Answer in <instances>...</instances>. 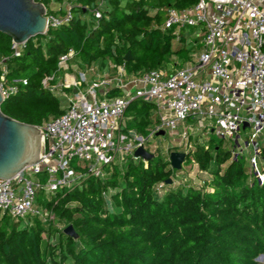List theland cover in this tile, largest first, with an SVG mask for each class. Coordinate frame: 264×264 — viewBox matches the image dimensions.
I'll list each match as a JSON object with an SVG mask.
<instances>
[{
  "label": "trees",
  "instance_id": "1",
  "mask_svg": "<svg viewBox=\"0 0 264 264\" xmlns=\"http://www.w3.org/2000/svg\"><path fill=\"white\" fill-rule=\"evenodd\" d=\"M34 1L47 15L68 10L71 19L31 38L19 56L11 38L0 33L5 84L26 81L3 100L0 111L24 124L39 127L65 112L63 101L41 81L57 72L59 56L70 49L82 70L123 66L135 76L184 67L200 48L195 29L175 33L164 27L168 10H186L198 0ZM52 2L58 11L50 8ZM127 53L130 59L124 61ZM124 120L125 132L146 137L157 123L154 103L131 100ZM233 147L209 138L187 150L184 162L206 175L199 187L190 180L174 183L179 169L157 149L147 160L137 155L114 165L104 180L87 178L50 201L37 200L54 213L55 224L0 212V264H260L255 259L264 255V182L250 172L249 157H234ZM257 163L264 174V151ZM68 226L76 238L64 233Z\"/></svg>",
  "mask_w": 264,
  "mask_h": 264
},
{
  "label": "built area",
  "instance_id": "2",
  "mask_svg": "<svg viewBox=\"0 0 264 264\" xmlns=\"http://www.w3.org/2000/svg\"><path fill=\"white\" fill-rule=\"evenodd\" d=\"M94 16L99 18V12ZM46 19L47 27L55 28L68 23L71 13L46 14ZM164 27L175 33L195 29L200 48L184 67L128 76L123 66L82 70L72 62L73 49L59 56L57 72L44 77L41 87L63 101L65 112L38 127L39 160L9 179L0 178L1 213L55 224L54 213L37 200L50 201L87 178L104 180L111 167L134 159L140 148L149 152L154 148L148 146L150 141L172 136L178 128L186 152L192 148L188 137L193 130L232 142L234 157L251 149L249 170L264 182L257 165L264 151V0H198L186 10H168ZM21 46L12 45L15 56ZM17 85L25 86L26 81L6 85L2 70L3 100L17 91ZM114 90L120 93L114 95ZM133 99L155 105L157 123L146 137L124 131V112ZM160 131L164 136L157 135Z\"/></svg>",
  "mask_w": 264,
  "mask_h": 264
},
{
  "label": "water",
  "instance_id": "3",
  "mask_svg": "<svg viewBox=\"0 0 264 264\" xmlns=\"http://www.w3.org/2000/svg\"><path fill=\"white\" fill-rule=\"evenodd\" d=\"M48 30L45 7L34 0H0V33L11 38L14 45H24L31 38L44 35ZM130 59L127 53L124 61ZM3 98L0 94V105ZM41 133L38 127L15 121L0 111V178L9 179L23 167L36 163L41 154ZM157 135L164 136L160 131ZM136 155L152 157L142 148ZM183 153L170 155L171 167L180 169ZM171 180H167L170 183ZM64 233L76 238L72 226Z\"/></svg>",
  "mask_w": 264,
  "mask_h": 264
},
{
  "label": "rangeland",
  "instance_id": "4",
  "mask_svg": "<svg viewBox=\"0 0 264 264\" xmlns=\"http://www.w3.org/2000/svg\"><path fill=\"white\" fill-rule=\"evenodd\" d=\"M50 8L52 10H57L60 8V6L54 2H52L50 4ZM192 60V59H190ZM72 69H76V66L72 63ZM179 130L180 128H178V130L174 133V135H169L167 134V136L164 137V139H154L152 141H150L148 144V146L154 147L151 148V150L145 151L146 153H149L150 155L154 156L156 155V150L160 149L161 153L168 156V160L171 163L170 160V155L172 153H183L186 154V151L184 150V144H180L179 140ZM242 135V140L240 141V145L241 147H244V141L246 140V137L243 135V131L240 132ZM209 138H216L214 135L210 134V135H206L205 133H203L202 131H192L191 135H190V144L191 147H193L196 143H200L201 145H205V143L207 142V140ZM224 141V140H223ZM224 144L229 148L231 147V145L233 146V143L230 141H224ZM235 152H238V150H236ZM243 154L246 157H249V155L251 154V149L247 148V149H243ZM185 157L183 158V160L180 162L179 166V172L176 175V177L174 179H172L174 181V183H178L179 181H183V180H190L191 183L195 186V187H199L201 185V180L204 179V177H206V175L204 173H201L198 171L197 165L196 164H186L184 162ZM255 261H257L260 264H264V255H260L258 256Z\"/></svg>",
  "mask_w": 264,
  "mask_h": 264
},
{
  "label": "crops",
  "instance_id": "5",
  "mask_svg": "<svg viewBox=\"0 0 264 264\" xmlns=\"http://www.w3.org/2000/svg\"><path fill=\"white\" fill-rule=\"evenodd\" d=\"M54 11H58V9L57 10H54Z\"/></svg>",
  "mask_w": 264,
  "mask_h": 264
}]
</instances>
